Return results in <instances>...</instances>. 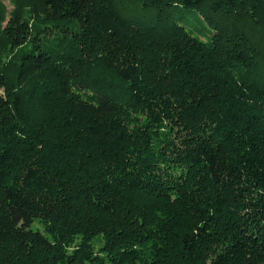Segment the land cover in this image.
Returning <instances> with one entry per match:
<instances>
[{
  "label": "trees",
  "instance_id": "obj_1",
  "mask_svg": "<svg viewBox=\"0 0 264 264\" xmlns=\"http://www.w3.org/2000/svg\"><path fill=\"white\" fill-rule=\"evenodd\" d=\"M29 4L64 32L0 61V264H264V0Z\"/></svg>",
  "mask_w": 264,
  "mask_h": 264
},
{
  "label": "rangeland",
  "instance_id": "obj_2",
  "mask_svg": "<svg viewBox=\"0 0 264 264\" xmlns=\"http://www.w3.org/2000/svg\"><path fill=\"white\" fill-rule=\"evenodd\" d=\"M30 0H0V32L5 33L7 39L0 46V61L10 60L17 57L18 53L29 45L36 43L51 42L59 32L64 30L55 25L36 30L32 26L25 29V21L33 23ZM36 39L33 40V38ZM35 227L43 228L40 221L35 222ZM96 246L99 247L98 240ZM104 256V253H100ZM93 262H87L92 264Z\"/></svg>",
  "mask_w": 264,
  "mask_h": 264
}]
</instances>
